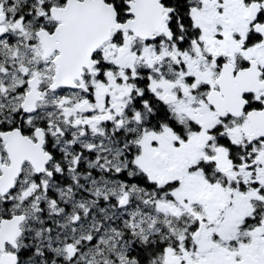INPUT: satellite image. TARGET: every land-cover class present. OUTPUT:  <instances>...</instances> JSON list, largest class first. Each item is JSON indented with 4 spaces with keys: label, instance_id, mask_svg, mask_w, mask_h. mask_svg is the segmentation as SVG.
Here are the masks:
<instances>
[{
    "label": "snow or ice",
    "instance_id": "6c2138e0",
    "mask_svg": "<svg viewBox=\"0 0 264 264\" xmlns=\"http://www.w3.org/2000/svg\"><path fill=\"white\" fill-rule=\"evenodd\" d=\"M0 264H264V0H0Z\"/></svg>",
    "mask_w": 264,
    "mask_h": 264
}]
</instances>
